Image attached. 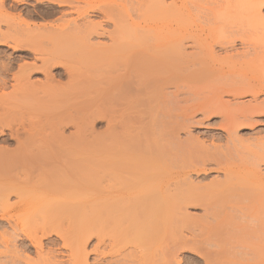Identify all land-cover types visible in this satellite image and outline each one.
<instances>
[{
  "label": "bare ground",
  "instance_id": "bare-ground-1",
  "mask_svg": "<svg viewBox=\"0 0 264 264\" xmlns=\"http://www.w3.org/2000/svg\"><path fill=\"white\" fill-rule=\"evenodd\" d=\"M28 1L0 0V264H264V0L228 9L250 34L217 43L245 49L223 58L179 0L159 1L152 36L129 0ZM79 56L101 70L88 110ZM205 125L218 133L192 135Z\"/></svg>",
  "mask_w": 264,
  "mask_h": 264
},
{
  "label": "rangeland",
  "instance_id": "rangeland-1",
  "mask_svg": "<svg viewBox=\"0 0 264 264\" xmlns=\"http://www.w3.org/2000/svg\"><path fill=\"white\" fill-rule=\"evenodd\" d=\"M130 1V14H131V17H132V19L138 24V26H139V28L143 25H145V23H144V21H147V23L149 24V30H148V35L149 36H152V35H159V30H156V28L157 27H163V23H164V19H165V17H166V15H167V12L165 11V12H163V10L159 7V5H158V3H159V1L160 0H129ZM170 1L171 0H166V3H170ZM231 1V2H230ZM236 0H179L178 1V3L176 4V9H175V11H173V13H175L177 16H179V19H183V20H187L188 22H186L185 21V24L184 25H186V24H188V26H190L191 28H192V32L193 33H191L193 36L195 35V38H198V40H203V41H205V43H207V41H209V42H211V44L214 46V49H215V52L217 53V56H219V58H223V57H226V55H228L229 56V54L231 55V54H233L235 51L236 52H238V53H240L239 51H241L242 52V50L244 51L245 49H243V47H242V45L240 44V43H238V44H236L235 45V49L236 50H234V48L233 49H222V48H220L219 47V45H217V43H224L226 40H228V38L229 37H231V38H233L232 36L237 32V31H241V32H245L244 33V36H245V34H246V32H247V35L244 37V38H246V37H248L249 36V34H250V32L249 31H247V28L248 27H246L247 26V24H244V23H246L245 22V20L241 17V18H234L233 19V17L232 16H234V17H237L236 15L238 14L239 16H240V8H242V6H240V5H242L241 3H243V0H237L236 2H235ZM246 1V0H245ZM240 2V3H239ZM228 3H233L232 5H231V7H229L228 6V8H227V4ZM237 3H239L240 5L238 6V4ZM29 4V5H28ZM236 4H237V6L239 7V9L240 10H237L238 8H237V6H236ZM226 5V6H225ZM233 5H234V7H233ZM244 5V4H243ZM34 6H35V2L34 1H28L27 2V9H28V11H30L31 13H33V12H37V10L36 9H34ZM226 7V9L227 10H225L224 12H227V13H224V14H226V16H227V14H228V17H226V16H224V15H222V12H223V10H224V8ZM230 8H236V9H232L233 10V14H232V11H230L231 12V15H229L230 14V12H228V9H230ZM33 9V10H32ZM237 14H236V13ZM263 12H264V9H263ZM242 13V12H241ZM242 15V14H241ZM74 17V16H73ZM231 17V18H230ZM38 18H36L35 20H33V21H35V22H38V23H40V21H42V20H37ZM243 19V20H242ZM242 20V21H241ZM193 21V22H192ZM244 21V22H243ZM192 24L194 25V26H192ZM106 28V30L107 31H112V28H110V27H105ZM164 28V27H163ZM194 29V30H193ZM139 30V29H138ZM154 30H156V32L154 31ZM249 33V34H248ZM240 34H242V33H240ZM236 35V34H235ZM234 35V36H235ZM186 38H189V36H186ZM97 41H100V42H105V43H107V39H105V38H100V39H96ZM188 42H192L191 40H187ZM208 42V43H209ZM194 49H192V48H190L189 46H188V52L189 51H193ZM234 50V51H233ZM251 51V50H250ZM235 54V53H234ZM83 57V56H82ZM82 57L81 56H79L77 59H75V61H74V63H73V66H74V69H75V73H76V71H77V73H79V75L80 76H82L83 74V77H80L79 76V78H78V82H83V84H86L87 86H89V88L88 89H90V90H87L86 89V87L84 88L85 89V91H84V89H83V91L81 90V88L79 87V89L80 90H78V91H73L72 90V92H75V93H79V92H81L82 91V93H83V95L80 93L79 95L78 94H76L77 95V98H76V95H74L73 94V98L71 97V99H78V100H73V102H79V103H82V105H78V107H80L81 109H83V110H88L89 108L90 109H92V108H94V106L97 104L96 102H98V100L97 99H99V98H97L98 97V92H99V88H100V86H99V84L101 83V75H100V72L99 71H101L100 69H99V66H97L98 64L94 61L93 62V60L92 61H90L89 62V60H91V59H87L88 60V62H87V60H86V58H85V56L83 57V58H85V60H82ZM81 61V62H80ZM83 61H85V62H83ZM100 64V63H99ZM247 68L248 67H244L243 66V70H247ZM81 72V73H80ZM263 72V70H261V73ZM260 73V78H261V75H262V79H260V81H262L263 82V80H264V73L263 74H261ZM82 74V75H81ZM228 76V75H227ZM230 76V75H229ZM228 76V77H229ZM224 77H226V76H224ZM223 77V78H224ZM221 78L220 79V81L219 80H217V82L219 81V83L221 84L222 82L223 83H226L225 81L227 80H229V78ZM233 76H231V78H232ZM40 78V77H39ZM38 78V79H39ZM235 79L237 78V75H235V77H234ZM233 78V79H234ZM83 79V80H82ZM223 79V80H222ZM229 81H232L231 79L229 80ZM77 82V81H76ZM99 83V84H98ZM200 83V82H199ZM198 83V86L201 84V86H202V83H200L199 84ZM227 83H229V82H227ZM76 84V83H75ZM79 84V83H78ZM77 84V85H78ZM80 84H82V83H80ZM83 84L81 85L82 87H83ZM214 84H215V81H214ZM216 84H218V83H216ZM96 86V85H98L99 86V88L98 87H96V89H94V87L93 88H91V86ZM219 85V84H218ZM76 86V85H75ZM77 87V86H76ZM72 88V87H71ZM75 90H76V88H75ZM94 90H98L97 92H95ZM8 91H10V90H8ZM71 91V90H70ZM94 91V92H93ZM89 93V94H88ZM85 94H87L86 96H84ZM90 95V96H89ZM97 97H96V96ZM78 96H79V98H78ZM81 97V98H80ZM83 97H85V99L83 98ZM89 97V98H88ZM225 100H228V99H230L228 96H225V97H223ZM262 98H264V97H262ZM80 99V100H79ZM89 99V100H88ZM249 99V97H245V98H242V99H240L241 101H246V100H248ZM84 100H86V101H84ZM84 101V102H83ZM88 101V102H87ZM25 103V102H24ZM95 103V104H94ZM25 104H27V103H25ZM30 104V106L29 107H33V108H31V113H33V110H35V114H42L41 112H40V109H38V113H37V110H36V108L34 109V107L35 106H33L32 105V103H28V105ZM54 105V104H53ZM52 105V106H53ZM42 111V110H41ZM34 114V113H33ZM196 118L198 119H200V117L197 115L196 116ZM205 127V128H204ZM200 128V129H199ZM71 130V129H70ZM70 130L69 131H66V134H68L69 132H70ZM94 130H95V132H97V133H99L100 131H102L103 130V126H102V123H97V122H95V124H94ZM208 131V132H212V134H216V133H218V131H216V128L215 127H212V126H198V127H196L195 129H193V131L191 130V133H192V135L194 136V135H196V136H202L203 134H204V132L205 131ZM212 130V131H211ZM198 131H200V134H199V132ZM201 131H204L203 133L201 132ZM206 131V132H207ZM215 133H214V132ZM205 132V133H206ZM207 132V133H208ZM198 133V134H197ZM182 135H184V134H181V137H183L184 138V136H182ZM247 136H248V138L250 137L249 135H241V139L243 138V140H245V138L244 137H246V139H247ZM223 143V142H222ZM222 143H220V144H222ZM235 144V143H234ZM236 144H238V143H236ZM240 145V144H239ZM238 145V147L236 148L237 150V156L239 155V159L238 158H236V156H234L235 154L234 153H232V154H234V155H232V158H236L235 159V162H236V160H238L237 162H239V164H241V165H243V166H247V165H249L250 166V164H251V157H250V155H249V153H248V151H246V150H244L243 149V147L242 146H239ZM242 147V148H241ZM243 149V150H242ZM239 150V151H238ZM235 152V151H234ZM234 156V157H233ZM242 159V160H241ZM241 162H240V161ZM233 161H234V159H233ZM250 163V164H249ZM236 164H238V163H236ZM263 171V173H264V168L262 167L261 168ZM216 177V174L214 175L213 174V176H211V177H209V179L208 180H206L205 179V181L204 180H202L201 182H200V184H203V183H209L211 180H213L214 178ZM220 179H222L221 177H219V180ZM193 180H195V177H193ZM204 181V182H203ZM14 200L12 199L11 200V202H13ZM240 202H241V200H239ZM239 202V203H240ZM236 203H237V200H236ZM235 203V204H236ZM242 204H240L241 205V207H242V211H248L247 209V207L245 208V206H244V203H249V202H247V201H243V202H241ZM237 206H238V204H236ZM239 205V206H240ZM243 205V206H242ZM237 206H235L234 205V208L235 207H237ZM249 206H251L250 204H249ZM240 207V208H241ZM243 207L246 209V210H243ZM239 208V207H238ZM250 208V207H249ZM252 209L250 208L249 209V212L251 211ZM189 212H190V214H193L195 217H199L201 214H202V212L199 210V209H190L189 210ZM202 216V215H201ZM2 228V227H1ZM0 228V259H2V257H3V254L1 253V252H3V250H4V248H2L1 246H2V238H1V234H3L2 232H3V230L4 229H1ZM6 230V229H5ZM4 230V231H5ZM120 241H115V243L113 244H111V246L109 247V248H107V249H105L104 251L105 252H109V249H111L112 251L111 252H113V253H115L116 255H119L120 253H122L124 250H125V248H126V243H125V241H123V240H121V239H119ZM94 242V241H93ZM107 243V242H106ZM186 255H188V253L186 254ZM190 255V254H189Z\"/></svg>",
  "mask_w": 264,
  "mask_h": 264
}]
</instances>
